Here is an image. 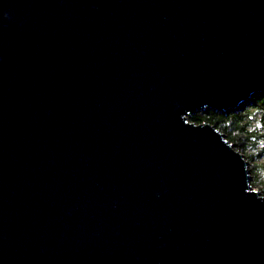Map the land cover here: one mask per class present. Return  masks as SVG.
Wrapping results in <instances>:
<instances>
[{
	"label": "water",
	"instance_id": "obj_1",
	"mask_svg": "<svg viewBox=\"0 0 264 264\" xmlns=\"http://www.w3.org/2000/svg\"><path fill=\"white\" fill-rule=\"evenodd\" d=\"M264 93V0H0V264H264V196L213 126Z\"/></svg>",
	"mask_w": 264,
	"mask_h": 264
},
{
	"label": "trees",
	"instance_id": "obj_2",
	"mask_svg": "<svg viewBox=\"0 0 264 264\" xmlns=\"http://www.w3.org/2000/svg\"><path fill=\"white\" fill-rule=\"evenodd\" d=\"M258 116L260 117L256 119ZM254 118L260 128L264 130V93L252 94L249 99L241 102L236 108L218 111L205 107L187 117L192 124H209L222 134L224 133V137L231 144L233 150L241 154H243L242 150L246 151L249 147H252L253 150L256 149L259 145L258 142L264 137V134L259 132L258 127L252 122ZM232 130L234 132L230 133ZM249 159L252 160L250 156ZM253 170L255 176H258V170L255 172L256 166L252 161V164L248 166V174L250 175ZM259 194L264 196V184Z\"/></svg>",
	"mask_w": 264,
	"mask_h": 264
},
{
	"label": "rangeland",
	"instance_id": "obj_3",
	"mask_svg": "<svg viewBox=\"0 0 264 264\" xmlns=\"http://www.w3.org/2000/svg\"><path fill=\"white\" fill-rule=\"evenodd\" d=\"M259 117L260 116H258L256 119H258ZM256 119L254 118V120L252 122L254 123V125L256 127H258L259 132L264 134V130L261 129L260 126L256 123ZM186 120H187V122H189L188 119H186ZM189 123H191V122H189ZM249 129H251V128L249 127ZM217 131L220 134H222L219 130H217ZM233 132H234L233 130L230 131V133H233ZM222 135L224 136V133ZM224 139L226 140L225 137H224ZM227 143L232 148L231 144L228 141H227ZM258 144L259 145L257 146L256 149L253 150L252 147H249V149L246 151L242 150L243 154H241V153L240 154L243 155L244 160L247 162L248 166L250 164H252V161H253V163L256 166L255 172L258 170V173H259L258 176H255L254 170L252 171V173L250 175L249 174L248 175L250 177L249 178V185H250L251 189L259 194V191H260L262 185L264 184V137L262 138L261 141L258 142ZM249 156L252 158V160L249 159Z\"/></svg>",
	"mask_w": 264,
	"mask_h": 264
}]
</instances>
